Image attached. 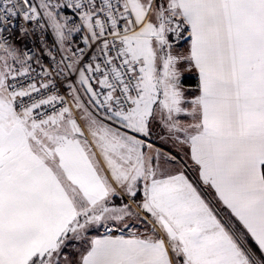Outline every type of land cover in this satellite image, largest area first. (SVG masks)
Segmentation results:
<instances>
[{
  "label": "snow or ice",
  "instance_id": "snow-or-ice-1",
  "mask_svg": "<svg viewBox=\"0 0 264 264\" xmlns=\"http://www.w3.org/2000/svg\"><path fill=\"white\" fill-rule=\"evenodd\" d=\"M0 264H264V0H0Z\"/></svg>",
  "mask_w": 264,
  "mask_h": 264
}]
</instances>
